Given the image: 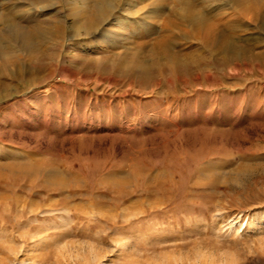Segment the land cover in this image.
<instances>
[{
	"label": "rangeland",
	"instance_id": "1",
	"mask_svg": "<svg viewBox=\"0 0 264 264\" xmlns=\"http://www.w3.org/2000/svg\"><path fill=\"white\" fill-rule=\"evenodd\" d=\"M98 1L0 0V264H264V0Z\"/></svg>",
	"mask_w": 264,
	"mask_h": 264
},
{
	"label": "bare ground",
	"instance_id": "2",
	"mask_svg": "<svg viewBox=\"0 0 264 264\" xmlns=\"http://www.w3.org/2000/svg\"><path fill=\"white\" fill-rule=\"evenodd\" d=\"M120 0H99L98 1V7L96 9V12H93V14H90L89 20L86 21L84 23V30L86 31L87 35L89 34V32L98 27L99 24H101V22H103V20H105V18H108V16H110V13L117 8V4ZM256 5V4H255ZM116 6V7H115ZM254 9V8H253ZM81 13H84L83 11L81 12L78 9H73L71 10V12L68 14L67 18L70 17H77L79 15H81ZM89 13V12H88ZM85 14V13H84ZM66 17V16H65ZM67 21V20H66ZM64 21V23L66 22ZM61 23V22H60ZM64 25V24H62ZM19 27V26H18ZM49 27V26H48ZM21 28V27H20ZM61 28V27H60ZM211 28V27H210ZM57 30V29H56ZM213 30V29H212ZM3 35H7L9 38H12L13 40L16 39L20 44H22L23 47H28L31 39L33 37H31L32 34L26 33V32H21L20 30H18V28L13 27V25H8L6 27L5 30H2ZM47 32V31H46ZM45 32V33H46ZM58 34V33H57ZM42 35V34H41ZM46 35V34H45ZM17 42V43H18ZM22 50V49H21ZM7 58V57H6ZM5 59V58H4ZM7 60L9 61V58H7Z\"/></svg>",
	"mask_w": 264,
	"mask_h": 264
}]
</instances>
